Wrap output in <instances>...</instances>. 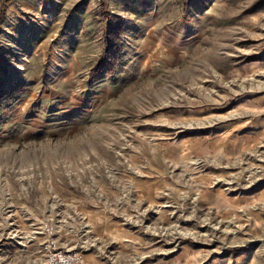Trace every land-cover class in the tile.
<instances>
[{
    "label": "rangeland",
    "instance_id": "374dc122",
    "mask_svg": "<svg viewBox=\"0 0 264 264\" xmlns=\"http://www.w3.org/2000/svg\"><path fill=\"white\" fill-rule=\"evenodd\" d=\"M4 10L8 231L52 221L84 264H264V0ZM107 49L115 75L90 80ZM1 223L0 264H44L40 235L23 248Z\"/></svg>",
    "mask_w": 264,
    "mask_h": 264
},
{
    "label": "built area",
    "instance_id": "2783aa9c",
    "mask_svg": "<svg viewBox=\"0 0 264 264\" xmlns=\"http://www.w3.org/2000/svg\"><path fill=\"white\" fill-rule=\"evenodd\" d=\"M10 196V195H9ZM6 201H8V193H6ZM10 200V199H9ZM4 203V202H3ZM15 205L11 204L8 207L5 206L3 209L2 216H0V219L2 223L6 222L5 224H2L4 226V229L1 228V235L5 237L8 240H15V242L18 243V245H21L23 248H26L27 245L31 244L33 240H35L39 235L42 237L40 240V246H41V253L43 254L44 258V264H84L83 263V248H79L78 246L69 247L61 243V240L59 239L58 233L59 229L58 227L51 221L47 223H43L42 226L38 229H34L31 234H29L26 238H22L21 231L19 230H12L8 231V226H11L13 218V208ZM6 212V213H5ZM6 224H9L8 226H5ZM14 234H13V233ZM6 233V234H5ZM5 234V235H4ZM10 236H9V235ZM13 234V235H12Z\"/></svg>",
    "mask_w": 264,
    "mask_h": 264
},
{
    "label": "trees",
    "instance_id": "16d2710c",
    "mask_svg": "<svg viewBox=\"0 0 264 264\" xmlns=\"http://www.w3.org/2000/svg\"><path fill=\"white\" fill-rule=\"evenodd\" d=\"M2 2V9L0 12V21L2 20L3 16H4V3L6 2V0H1ZM188 10V2L185 4V12ZM72 15V12H69L67 15V19H69ZM109 20V19H108ZM117 60L113 59L110 57V52L107 49L105 51V54L103 55V59L97 64V66L95 67V69L93 70L91 76H90V80L95 79L97 76H99L100 74H102L103 72L107 73L110 76H114L115 75V69L117 67Z\"/></svg>",
    "mask_w": 264,
    "mask_h": 264
},
{
    "label": "crops",
    "instance_id": "0c3cea01",
    "mask_svg": "<svg viewBox=\"0 0 264 264\" xmlns=\"http://www.w3.org/2000/svg\"><path fill=\"white\" fill-rule=\"evenodd\" d=\"M7 1V0H6ZM4 6L6 7V2L4 3ZM0 7H2V2L0 0Z\"/></svg>",
    "mask_w": 264,
    "mask_h": 264
}]
</instances>
